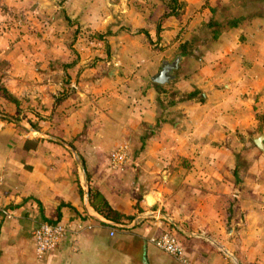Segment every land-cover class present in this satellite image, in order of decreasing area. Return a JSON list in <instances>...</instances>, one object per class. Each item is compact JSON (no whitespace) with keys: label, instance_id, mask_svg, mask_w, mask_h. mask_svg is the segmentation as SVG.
<instances>
[{"label":"crops","instance_id":"0c3cea01","mask_svg":"<svg viewBox=\"0 0 264 264\" xmlns=\"http://www.w3.org/2000/svg\"><path fill=\"white\" fill-rule=\"evenodd\" d=\"M146 1H61L82 49L65 65L64 84L56 77L63 65L49 62L55 48L32 45L50 39L31 35L21 49L0 35L11 96L0 123V264H179L149 241L163 231L191 264H264V16L212 39L211 10L222 22L237 12L231 0H177L178 16L165 0ZM17 3L27 5L24 27L37 33L47 4ZM113 14L123 28L114 30ZM95 30H105L106 49L93 63L82 41ZM144 32L157 37L155 51ZM175 60L166 83L151 81ZM119 142L129 160L113 171L108 154ZM95 192L108 216L91 205ZM44 220L68 232L38 257L31 232Z\"/></svg>","mask_w":264,"mask_h":264},{"label":"rangeland","instance_id":"374dc122","mask_svg":"<svg viewBox=\"0 0 264 264\" xmlns=\"http://www.w3.org/2000/svg\"><path fill=\"white\" fill-rule=\"evenodd\" d=\"M19 1H21V0H19ZM41 1H44L45 4H47V6H45V7H48L49 9H47V8L42 9V7L40 9L38 8L40 11H38L36 14L39 15L38 19H40V24L38 25L37 33L34 32L33 34H30L31 29L30 28L27 29L26 27H24V22H23L24 21L23 16H26V15L28 16V14L22 8L26 7L27 5L22 6V4H20L19 7H16L15 4H18L17 0H0V35H2L3 33H9L11 38L19 40L21 42V43H17V45H19V47L21 49H22V44H23V46L28 44V42L26 40L28 37L30 38L31 35H38L40 37H43V38L45 37L47 39H50V40H46V42L44 44L40 43V42L39 43L34 42V43H32V45L34 47H35V45H37V46L40 45L38 47L39 48L42 47L43 50L49 49V50L53 51L55 48L56 55H57L56 59L54 60L55 62H52L51 60H49V62L51 63V65H54V64L63 65L62 72L60 74L59 73L56 74V77H60L61 82L64 84L65 80H66L65 78L68 76L64 73L65 65L72 64V62L78 61V59H75V56H77V50H82V49H80V44H78V49H76L75 40L71 41L72 37L74 36L73 31H72L75 28L74 25L72 27H70L71 25L67 24L68 22H67V18L65 17V14L61 13V9H57V8H59L58 5L61 3V1L63 3V0H41ZM109 1L112 2V1H117V0H109ZM129 1H131V3L129 5L132 8H136V4L134 2H138V1L140 2V0H137V1L136 0H134V1L129 0ZM165 1L170 6L169 9L173 7L171 11H169V9H168V11L172 12L173 15L178 16L181 13V11H180L181 5H179V1H177V0H165ZM231 1L235 4H237V2H238V0H231ZM52 2L56 3V9H54L52 6L49 5ZM95 2H96V0H95ZM34 4L37 6L36 3H34ZM259 5L261 6V8H263L264 7L263 6L264 1L262 3L260 2ZM149 6H150L149 1L147 0L146 4H145V8H149ZM217 6L218 5H216L215 7H217ZM104 7H106V6H104ZM109 8L111 10V7H109ZM214 10H215V8L211 10V16L209 17L208 21L211 20L212 22H214L213 21ZM220 10H221L222 14L225 13V12H223L222 7L220 8ZM114 12H115V14L117 13V11H114ZM226 13H227V11H226ZM226 13H225V17H224L225 19L222 21V23H220L221 25H225L227 18H229L231 15H233L236 12H233L230 15H227L228 13L227 14ZM115 14L112 15L114 17V19H112V20H114V22L116 24V27L114 30H117L118 28H123V27H121V26L119 27L120 20L115 17L116 16ZM253 18L255 19V17H251V18L247 17L241 23H244V22L248 23L249 20H251ZM60 23H61V26H60ZM113 23H111V24H113ZM223 27L227 28L226 26H223ZM236 27L240 28V29L241 28L244 29V27H242V25H238ZM255 27H257V26L255 25ZM218 29L219 28H216V30H218ZM243 29H241V31ZM259 29H261V28H259ZM159 30H160V28H158V26L153 27L154 32L159 31ZM182 31H184V28L181 26L180 29L178 30L177 34L175 35L174 40H176V39L180 40V35H181ZM106 32H108V29L106 30ZM106 32H105V30H101V31L95 30L93 32L90 31L88 33V35H89V37L87 39L88 43H86L85 41H82L83 44L90 47L91 54H94L92 59H90L88 57V59L85 61L86 63L89 62V59H90V61H93V63H96L98 61L103 60V58L100 56H101V53L106 49V44L104 43V41H102L101 36L106 34ZM190 33H192V31ZM28 34H30V35L28 36ZM59 34H61V35H59ZM182 34H184V32ZM200 35L201 36H207L204 34V32L201 33ZM144 36H147L146 32H144ZM210 36H211V34H210ZM210 36L208 34V37H210ZM23 37H26L25 40L22 39ZM55 37L60 38L61 42L59 41L60 39L54 42L53 39ZM156 40H157V37L155 35H154L153 40L149 39L148 36L146 37V42H147L150 50H152V51H155V48H157L156 45H153V44H155V42H157ZM192 40L197 41V38H192ZM44 41L45 40H43V42ZM186 41H187V39H186ZM180 45L181 44L179 43L178 46H180ZM64 62H66V63H64ZM0 66L2 67L3 65L0 63ZM108 66H112V64L110 63ZM121 66H123V65H121ZM125 77H128V76H125ZM143 81H144V84L146 86L150 84V81L148 80V75L144 78ZM5 83H6V81L3 78V75L0 74V113L7 115L9 113L6 111V109L4 107V103L6 101H8L9 99H11V96L9 95V93L7 92V89L5 88ZM1 103H3V104H1ZM258 119H262V115L260 117H258ZM79 158H80V156H79Z\"/></svg>","mask_w":264,"mask_h":264},{"label":"built area","instance_id":"2783aa9c","mask_svg":"<svg viewBox=\"0 0 264 264\" xmlns=\"http://www.w3.org/2000/svg\"><path fill=\"white\" fill-rule=\"evenodd\" d=\"M3 119L0 118V123ZM129 160L126 142L114 145L108 154V167L113 171H120ZM0 212L6 211L0 208ZM68 232V227L61 222L41 221L31 232L33 252L42 257L52 252L62 242ZM149 241L160 250L171 255L179 264H191L184 254L183 246L169 231H163L150 237Z\"/></svg>","mask_w":264,"mask_h":264},{"label":"trees","instance_id":"16d2710c","mask_svg":"<svg viewBox=\"0 0 264 264\" xmlns=\"http://www.w3.org/2000/svg\"><path fill=\"white\" fill-rule=\"evenodd\" d=\"M264 0H238L237 2V12L234 13L233 15H231L229 18H227L225 25H221L220 23L222 22H218V20L213 18L212 22L207 21L206 23V27L210 29V32L212 33L211 38L215 39L216 35L226 26L228 28L231 27H236L239 24H241V22L245 19V18H251V17H259V16H264V7L261 8V6L259 5L260 2L262 3ZM264 6V5H263ZM247 7V11L244 10V8ZM251 7V8H249ZM216 28H219L218 30H216ZM92 199H91V205L93 206V208L98 212L101 213L105 216H108L111 212V208L109 206V204L107 203V201L98 193L95 192L92 195ZM44 221H52V220H44ZM54 222H61L59 220L54 221Z\"/></svg>","mask_w":264,"mask_h":264},{"label":"water","instance_id":"95a60500","mask_svg":"<svg viewBox=\"0 0 264 264\" xmlns=\"http://www.w3.org/2000/svg\"><path fill=\"white\" fill-rule=\"evenodd\" d=\"M177 66L176 60L168 63V62H163L159 68V70L151 76V81L157 84H164L166 83L169 78H170V72L172 71L173 68ZM0 118L3 119H9L10 117L6 114L0 113Z\"/></svg>","mask_w":264,"mask_h":264}]
</instances>
